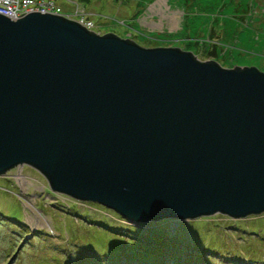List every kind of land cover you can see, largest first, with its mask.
Instances as JSON below:
<instances>
[{
	"label": "water",
	"instance_id": "obj_1",
	"mask_svg": "<svg viewBox=\"0 0 264 264\" xmlns=\"http://www.w3.org/2000/svg\"><path fill=\"white\" fill-rule=\"evenodd\" d=\"M23 165L136 224L258 214L264 72L0 14V175Z\"/></svg>",
	"mask_w": 264,
	"mask_h": 264
},
{
	"label": "rangeland",
	"instance_id": "obj_2",
	"mask_svg": "<svg viewBox=\"0 0 264 264\" xmlns=\"http://www.w3.org/2000/svg\"><path fill=\"white\" fill-rule=\"evenodd\" d=\"M56 1L73 19L80 16L77 2L95 32L264 72V0H166L179 13L174 31L159 33H141L124 17V10L138 17L157 0ZM213 43L223 49L218 57L198 51ZM0 264H264V211L136 224L97 203L52 192L27 165L13 167L0 175Z\"/></svg>",
	"mask_w": 264,
	"mask_h": 264
},
{
	"label": "built area",
	"instance_id": "obj_3",
	"mask_svg": "<svg viewBox=\"0 0 264 264\" xmlns=\"http://www.w3.org/2000/svg\"><path fill=\"white\" fill-rule=\"evenodd\" d=\"M75 15H80L77 20L87 29H94V22L88 18L83 8H80L77 2H73ZM29 12L61 14L69 19L73 15L62 13L61 6L56 0H0V14L11 19H17ZM131 37V36H130Z\"/></svg>",
	"mask_w": 264,
	"mask_h": 264
},
{
	"label": "crops",
	"instance_id": "obj_4",
	"mask_svg": "<svg viewBox=\"0 0 264 264\" xmlns=\"http://www.w3.org/2000/svg\"><path fill=\"white\" fill-rule=\"evenodd\" d=\"M166 0H157L142 12L138 17H131L128 11L124 10V17L129 18L134 23V28L141 33H159L160 31H174L171 29L173 19L179 11L174 10L170 5H165ZM178 9V8H177ZM89 18V17H88ZM90 19V18H89ZM100 33V32H99ZM132 35V34H131ZM134 37V36H131ZM200 48L198 51H201Z\"/></svg>",
	"mask_w": 264,
	"mask_h": 264
},
{
	"label": "trees",
	"instance_id": "obj_5",
	"mask_svg": "<svg viewBox=\"0 0 264 264\" xmlns=\"http://www.w3.org/2000/svg\"><path fill=\"white\" fill-rule=\"evenodd\" d=\"M220 49V51H222L223 49L221 48V44L220 43H213L211 47L208 48H202L201 49V53L202 55H204L207 58H213V57H218V50ZM224 57H226V54H223Z\"/></svg>",
	"mask_w": 264,
	"mask_h": 264
}]
</instances>
